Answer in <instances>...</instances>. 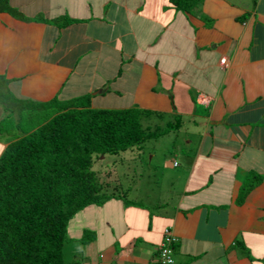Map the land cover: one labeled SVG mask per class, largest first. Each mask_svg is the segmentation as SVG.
<instances>
[{
  "label": "crops",
  "instance_id": "crops-1",
  "mask_svg": "<svg viewBox=\"0 0 264 264\" xmlns=\"http://www.w3.org/2000/svg\"><path fill=\"white\" fill-rule=\"evenodd\" d=\"M10 4L27 18L0 13L11 101L89 94L92 108L184 121L169 131L175 193L155 209L129 205L91 223L96 239L79 242L69 264H156L167 230L178 239L176 264H264V179L236 203L250 173L264 176V0H202L190 13L169 0ZM63 16L72 22H50ZM9 110L0 105V122Z\"/></svg>",
  "mask_w": 264,
  "mask_h": 264
},
{
  "label": "trees",
  "instance_id": "trees-1",
  "mask_svg": "<svg viewBox=\"0 0 264 264\" xmlns=\"http://www.w3.org/2000/svg\"><path fill=\"white\" fill-rule=\"evenodd\" d=\"M169 1L175 9L190 13L202 0ZM5 12L27 19L10 0H0V13ZM34 18L47 21L42 15ZM50 22L66 26L72 20L63 16ZM16 103L39 112L45 122L36 127L37 122L29 124V119L23 135L11 139L14 135L10 134L9 143L0 153V264H66L67 230L79 212L91 206L102 207L112 199H122L126 206L139 204L126 200V192L118 187L108 192L110 184L98 176L94 157L135 149L137 156H142L148 140L184 122L176 116L175 124L153 129L143 124L150 111L138 107L92 108L89 94L67 101L17 99ZM263 179L262 174L250 173L239 188L236 203L242 204ZM81 234L82 243L97 236L95 229L87 227ZM177 245L174 237L172 264H176ZM160 252L161 248L156 264H161Z\"/></svg>",
  "mask_w": 264,
  "mask_h": 264
},
{
  "label": "rangeland",
  "instance_id": "rangeland-1",
  "mask_svg": "<svg viewBox=\"0 0 264 264\" xmlns=\"http://www.w3.org/2000/svg\"><path fill=\"white\" fill-rule=\"evenodd\" d=\"M7 81L0 76V105L4 108H9V114L5 113L2 122H0V136L7 138L10 134L14 135L11 139L17 136L23 135V129L32 119L30 123H36V127L45 120L41 118L39 112H32L31 109L22 108L20 104L11 101V98L5 96ZM12 102V103H11ZM12 113V114H11ZM171 116V114L169 115ZM154 114H149L143 120L144 126H151L155 128H165L167 125L158 119ZM170 124H175L174 117L167 119ZM5 125L8 127L5 132L1 127ZM170 131H172L170 129ZM171 133L152 138L144 144V152L142 156H137V149L131 151L128 150L120 155L108 154L105 157L100 155L98 158L94 157V169L98 172V176L104 183H109L108 192L114 190L115 187L123 189V193L126 192V200H133L138 205H132V207L144 206L146 209H155L159 204V201H164L171 196L173 191V179H171L170 171L173 170L172 162H170V151H175L170 145ZM183 135V131H181ZM174 134H179V130L174 129ZM175 136V135H174ZM175 141L177 139L174 137ZM165 163V165H164ZM172 186V187H171ZM181 187L179 184L178 189ZM176 190V188H175ZM180 190V189H179ZM146 205V206H145ZM101 209H96L95 206H91L82 212H79L72 221H70L67 230V240L64 243V260L66 264L73 258V248H77L82 243L80 240L81 233L79 229L83 230V227L91 228V223L100 224L102 220H110L114 214L116 219L122 214V211H127L131 208H127L124 200L112 199L105 203ZM137 208H132L137 211ZM147 209V210H148ZM99 210V211H97ZM82 218V223H80ZM80 219V220H79ZM118 225V224H116ZM120 230V227L118 228ZM80 242V243H79ZM251 248V247H250ZM249 248V249H250ZM243 251V248H240ZM245 254H254L250 249L249 252L244 250ZM257 251H255L256 253ZM76 260V258H75ZM71 264V263H70Z\"/></svg>",
  "mask_w": 264,
  "mask_h": 264
},
{
  "label": "built area",
  "instance_id": "built-area-1",
  "mask_svg": "<svg viewBox=\"0 0 264 264\" xmlns=\"http://www.w3.org/2000/svg\"><path fill=\"white\" fill-rule=\"evenodd\" d=\"M221 64L225 65L226 64V58L221 59ZM174 236H171L169 234V230H167L166 236H165V241L162 244L161 247V252H160V257L159 260L161 264H172L173 263V247H171V242L173 240Z\"/></svg>",
  "mask_w": 264,
  "mask_h": 264
}]
</instances>
